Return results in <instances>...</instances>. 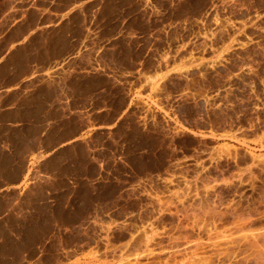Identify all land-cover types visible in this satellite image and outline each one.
Listing matches in <instances>:
<instances>
[{
	"label": "rangeland",
	"instance_id": "obj_1",
	"mask_svg": "<svg viewBox=\"0 0 264 264\" xmlns=\"http://www.w3.org/2000/svg\"><path fill=\"white\" fill-rule=\"evenodd\" d=\"M0 264H264V0H0Z\"/></svg>",
	"mask_w": 264,
	"mask_h": 264
}]
</instances>
